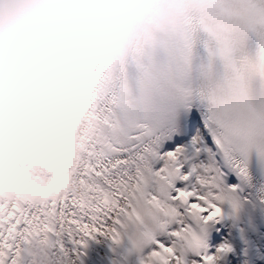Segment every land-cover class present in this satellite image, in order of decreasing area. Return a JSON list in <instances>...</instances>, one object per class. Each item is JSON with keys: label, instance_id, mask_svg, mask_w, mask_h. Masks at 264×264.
I'll return each instance as SVG.
<instances>
[{"label": "snow or ice", "instance_id": "1", "mask_svg": "<svg viewBox=\"0 0 264 264\" xmlns=\"http://www.w3.org/2000/svg\"><path fill=\"white\" fill-rule=\"evenodd\" d=\"M264 9V0H254ZM160 66L159 103L132 107L113 78L93 105L74 187L44 201L0 191V264H83L89 241L111 264H264V22L201 33ZM133 77L129 76V85ZM255 165V171L253 166Z\"/></svg>", "mask_w": 264, "mask_h": 264}, {"label": "clouds", "instance_id": "2", "mask_svg": "<svg viewBox=\"0 0 264 264\" xmlns=\"http://www.w3.org/2000/svg\"><path fill=\"white\" fill-rule=\"evenodd\" d=\"M187 0H0V145L35 150L52 169L38 182L0 157L7 192L36 201L74 187L79 141L54 127L83 122L96 63L122 58L146 35L177 22Z\"/></svg>", "mask_w": 264, "mask_h": 264}, {"label": "bare ground", "instance_id": "3", "mask_svg": "<svg viewBox=\"0 0 264 264\" xmlns=\"http://www.w3.org/2000/svg\"><path fill=\"white\" fill-rule=\"evenodd\" d=\"M83 129L79 131L77 135V140L79 141V145L83 142L84 138L91 134V130L86 126V123L83 124ZM20 150H17L13 146H11L10 142L4 145H0V157H15ZM39 158L42 159L41 173L43 178L39 182H43L48 180L49 177L53 175L51 168H44V165H48L46 159L39 153ZM7 182L0 181V191H7Z\"/></svg>", "mask_w": 264, "mask_h": 264}]
</instances>
